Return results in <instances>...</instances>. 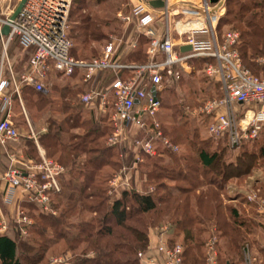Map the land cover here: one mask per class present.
I'll return each mask as SVG.
<instances>
[{"label": "built area", "instance_id": "obj_1", "mask_svg": "<svg viewBox=\"0 0 264 264\" xmlns=\"http://www.w3.org/2000/svg\"><path fill=\"white\" fill-rule=\"evenodd\" d=\"M151 1H162L164 7L155 9L150 6ZM174 1L131 0L130 12L119 15L127 28L149 40L147 62L142 65L123 62L122 46L127 49L138 46L132 35L126 42H110L100 57L76 59L72 55L75 45L70 38L69 23L73 0H27L15 19L12 16L20 2L16 6L0 8V145L5 147L21 138L12 120V109L14 97L22 104L24 88L43 93L48 89L51 75L69 78L80 74L82 82L89 87L80 95V102L97 112L99 117L109 115L113 134L107 145L122 151L132 150L130 172L143 162V155L156 156L159 147L179 153L180 148L164 135L158 120L162 109L158 94L191 59L207 61L205 73L220 85L222 91V97L208 101L201 110V114L210 119V135L218 141L227 139L232 147L257 139L264 131V74L255 75L244 66L239 32L227 31L219 37L217 28L225 5L219 8L218 4L201 0L195 7ZM194 20L203 23L204 28L183 31L179 27L181 23L189 24ZM6 26L9 33L3 35ZM174 33L182 38L179 43L174 40ZM204 33L210 35L209 40L197 38ZM13 43L23 48L29 57L26 69L20 73L14 70L8 55ZM187 46L192 50L183 53L182 47ZM257 63L264 66V55L257 59ZM126 70L131 75L123 78L121 75ZM101 73H111L113 81L104 89L93 88V82ZM7 89L11 92L5 93ZM29 137L38 143L33 131ZM126 171L127 168H123L110 182V194L118 188L131 189L132 178ZM64 172L62 164L44 155L39 161H24L11 154L10 166L2 177L5 185L3 201L14 207V221L23 225V236H28L27 228L33 226L34 221L19 207V200H27L44 213L56 215L53 197L62 191L60 179ZM259 203L264 209V200L260 199ZM9 231V219H1L0 235ZM164 231L153 248L156 255L152 254V248L139 253L141 264H184V249L179 245L171 246ZM66 262L68 256L53 258L48 264ZM205 264H221L216 237L206 242ZM246 264H254V259L246 257Z\"/></svg>", "mask_w": 264, "mask_h": 264}, {"label": "trees", "instance_id": "obj_2", "mask_svg": "<svg viewBox=\"0 0 264 264\" xmlns=\"http://www.w3.org/2000/svg\"><path fill=\"white\" fill-rule=\"evenodd\" d=\"M248 1L253 8H262L252 0ZM73 2L75 6L78 1ZM226 5L227 16L231 20L225 18L224 21L230 25L235 24L234 28L241 33L240 53L244 66L255 75L264 74V66L256 63L264 55V15L252 13L253 9L242 0H227ZM79 19L80 25L70 29L73 42L77 41L84 48L89 42L105 39L103 25L97 19L82 15ZM76 31L77 37H72L71 32ZM132 38L138 46L130 56L129 63L145 64V47L149 40L139 34H133ZM80 46L72 50V55L78 60L85 59L75 53L80 50ZM198 60L201 64L206 63L201 59H191L187 63L192 65L198 63ZM130 75V71L126 70L121 76L127 78ZM175 78L177 76L172 79ZM180 78L181 73L176 81ZM66 80L65 84L56 83L51 89L52 94L36 92L26 98L29 113H51L47 122L50 125L49 131L40 137V142L48 157L56 158L65 169L60 179L62 191L53 197V207L57 214L44 213L29 202L36 207V210H30L33 214L26 210V214L34 219L33 226L27 228L34 241L28 242L22 235L23 225L15 223L14 232L10 229L7 234L0 235V264H40L45 261L46 254L53 246L60 248L62 245L65 246L64 252L73 255L83 247L82 254L74 257L73 264H141L139 253H145L150 248L149 227L163 218H167L165 224L170 225L173 237H183L184 264H205V243L199 233L200 226H204L207 221L217 225L221 234L219 240L224 238L228 242L224 253L218 244L220 263L244 264L241 242L246 237L240 238L239 235L243 222H240L236 209L231 211L232 223L223 220L220 193L230 180L251 175L257 162L264 159V131L257 139L243 141L236 147H232L227 139L219 140L216 145L200 140L197 142V129L188 121L180 101L172 97L174 94H171V101H165L164 89L158 94L162 110L169 111L166 116L162 112L158 115L164 135L180 148L185 146L195 152V161L205 173L211 174V178L202 182L194 179V183H189V188L168 187L167 181L188 182L189 178L181 172L182 164L192 159L186 150L182 155H177L165 147H159L156 156L143 155L145 165L139 164L141 169L147 168L140 171L144 182L148 183L145 192L122 190L120 197L112 199L106 194V186L97 185V182L102 179L101 174L106 168L110 169L107 182L119 173L123 160L115 157H118L120 151L133 157L132 150L122 151L118 147L106 145L113 130L109 115L96 117L91 110L79 104L78 95L84 92L86 86L82 82V75L76 74ZM220 93L217 98L222 97L221 89ZM84 128V135L74 133V130ZM249 145L258 148L259 152L248 151L246 147ZM228 150H239L241 154L236 161L225 162L222 158ZM153 184L156 185L155 190L149 192L148 188ZM90 189H93V194L86 195ZM86 216L91 219L86 221ZM49 231L60 239L46 237ZM173 237L169 242L175 245ZM35 238L40 240L36 241ZM231 251H235L233 256ZM91 253L93 257L89 256Z\"/></svg>", "mask_w": 264, "mask_h": 264}, {"label": "rangeland", "instance_id": "obj_3", "mask_svg": "<svg viewBox=\"0 0 264 264\" xmlns=\"http://www.w3.org/2000/svg\"><path fill=\"white\" fill-rule=\"evenodd\" d=\"M77 1L78 2L77 4L75 3V6H74V2L72 3L71 12L69 16L70 29L71 28L74 29L75 27H77V25H80L79 17L80 15H82L85 17H92L93 19H97L99 23H102L103 25L102 30L106 35L105 39L101 40L100 42H89V44L85 46L84 48L83 46L78 45V42L74 40L75 47L80 46L79 47L80 50L75 52L77 56L82 55L85 59L100 57L104 51V48L110 42H115V41L126 42L129 35L136 34V32H134L132 28H127L126 26H124V24L119 18V14L121 13L127 14L130 12L131 0H103V2L101 3L97 2V0H77ZM243 1L246 3L248 7L253 9L252 13L258 16L264 15V10L262 9L264 7V0H252L253 2L256 3V5L262 7L261 9L253 8L250 5V2L248 0H242V2ZM11 2L13 6H16L20 2V0H11ZM226 4H227V0L225 2L224 15L221 18V20H223L222 21L223 23L220 21L218 24V28H217L219 37L223 36L227 31H237L240 33L238 29L234 28L235 24L230 25L229 23L224 21L225 18H227L228 20H231V18L227 16L228 7ZM74 7L76 8L73 9ZM179 27L181 29H193V28H200V25L192 21L189 24H183V25L179 24ZM71 35L72 37L73 36L77 37L78 31L73 32V33L71 32ZM176 39L178 38L176 37ZM201 39L202 38H200L199 40ZM8 55L10 57L11 64L13 65L14 70L17 71V73L23 72L29 61L27 52H25L24 49L21 48L17 43H13L8 49ZM187 67L189 68L186 72L183 70L181 71L182 73H181L180 79L176 81V79L178 78L177 76V78L170 79L169 81L165 83L164 89L166 90L163 91L164 100L171 101L170 100L171 94H174L172 95V97L175 96L180 101V107L182 106L181 108H183L188 121L190 122L192 127L197 129V135L199 138L197 142L199 140L206 141L208 143L210 142L211 143L210 145H213L219 141L214 139L210 135L209 124L211 122L205 115L201 114V110L203 109V107L208 101L213 100L221 95L220 89H219L220 86L218 88L219 84L216 85L217 82L209 78L206 75L205 64L203 63L201 64L199 60H198V63H194ZM50 79H54V81L59 83V85L65 84L67 82L66 80L67 78L61 77L60 75L59 76L53 75L50 77ZM48 89H50L49 86H48ZM169 91H172L173 93ZM22 97L24 98L23 94H22ZM185 100L188 101L189 104L187 102L185 103ZM190 103H192V105H190ZM26 112L28 114V118L30 120L32 129L39 141L40 135H43L45 131H49L50 125H48L47 122L49 120V117H51V113L50 112L43 113L42 111L41 113H37V111H32V114L30 115L27 108H26ZM161 112L165 116L169 113V111L168 110L166 111V109L165 110L161 109ZM55 116L58 117L59 115L57 116L56 114ZM19 120L20 121L22 120V124H23L22 126L24 127V129H26V131L31 129L29 127L30 125L29 122L25 118V115H22ZM85 129L86 128H84L83 130H79V129L75 130L74 133H80L81 135H84ZM112 134H113V130H112ZM108 140L106 141V145L108 144ZM31 143L35 146V143L33 142ZM246 149L248 151H254V153L259 152V149L256 147H253L252 145L247 146ZM185 150L186 152L190 153V157L192 160L187 161V163L183 162L181 172L183 173V175H186L189 178V180L187 183L181 182V181L176 182V183L173 181H167L166 185H168V187L180 186V187L186 188L188 187L189 183L190 184L194 183V179H197L200 182H202L204 179L207 180L211 178V174L209 175V173H205L204 170H202L201 166L195 161L196 159L195 152L190 151L188 148L183 146L180 148V152L177 155H182L183 151ZM118 153H119L118 157H115V159L119 158L120 161L123 160V162H121L122 167L120 171L123 168H127L128 171H126V173H129L130 168L132 167L133 157H131L130 155L126 156V154L128 153H124L121 151ZM240 154H241V151L239 150H235L233 152H230L228 150L225 153V157L222 159L225 162L226 161L233 162L237 160V157H239ZM48 156L49 155H47L46 157ZM48 158L54 159L52 157H48ZM168 162H170L169 159H168ZM142 163L143 165H145L144 158H143ZM142 163H140V165ZM140 165H138V167L135 170H132V172H136V173L139 172L138 175H140V171L147 170V168L145 167L141 169ZM109 172H110L109 168L104 169L103 173L101 174L102 179L99 180V182H97V185H101V186L104 185V187L106 186L107 188L106 194L109 197H112V199H116L117 197H120L122 189L118 188V190L114 192V194L109 193L111 190L110 182L115 177L114 175V177L110 181L107 182L106 177L108 176ZM138 184H139L140 190L142 189V191L139 190V192L144 193L146 187L148 186V183L141 181L140 183L138 182ZM132 187L133 185L131 181L130 190L133 189ZM134 187L136 186L134 185ZM154 187H156L155 184L151 185L148 188L149 191L150 189H152V191L150 192H153L155 190ZM61 190H62V186H61ZM91 194H93V189L88 190V192L86 193V195H91ZM251 198H253V200H251ZM260 199L264 200V159L261 160L260 162H257L251 175L244 176L239 179L230 180V182L225 186L224 190L220 193V200L223 206L222 208V215L224 217L223 220H226L232 223L233 222L231 218L232 209H236L239 212V218H240L239 220H241L240 222H243V225L241 226V229L239 230V235H240V238L244 236L246 237V239H244L243 241L241 240L242 241L241 242L242 244L241 252L244 255L245 260H246V257L248 256H250L252 259L255 258L256 261L254 260V264H264V209H262L259 203ZM34 206L28 202L25 205L26 207L25 209L30 211L31 209L33 210L34 208L36 210V207ZM28 207L30 209H27ZM31 211L30 213H32ZM13 217H15L14 213L11 212L8 214V219L10 222V229H12L14 232L16 225H15ZM84 219L86 221H89L91 218L90 216H86L84 217ZM165 221H167V218H163L162 220L155 222L153 226L149 227V230H148L149 239L151 240V238L153 237V233H154V235L157 236V240H158V238H160L161 234H163V231L165 229L164 236L167 238L168 243L171 246L179 245L183 248V244H182L183 237L182 236H179L177 238L173 237L174 233L171 231L170 225L165 224ZM220 235L221 234L218 231L217 225L212 221L211 222L207 221L206 224H204V226H200L199 237L201 238L202 241L204 240L205 253H206V242L209 239H212L213 237H216L218 239V242H219L218 244H220L221 252L223 253L224 251L226 252L225 249H226V246H228L227 244L228 242L224 240V238H220L219 240ZM31 236L32 235L28 233V236H24V237L26 238L28 242L32 243L34 240H32L33 238L32 239L30 238ZM52 236L55 237L53 238L55 240L60 239L59 236L53 235L52 231L47 232L46 237H52ZM171 237L174 238V242H176L175 245H172L169 242ZM35 239L36 241H38V239L40 240V238H35ZM82 249L83 247H80L75 252V255H73L71 252L69 253L64 252L65 246L63 245L60 246V248L57 246H53L52 249L46 254L45 261H43L40 264H48L51 259L57 258V257L68 256V254H69L68 262H66L65 264H73L74 257L80 256L82 254ZM233 252L235 251H231L232 256H233ZM89 256L93 257L94 254L91 253L89 254ZM222 258L224 259L225 257L223 256Z\"/></svg>", "mask_w": 264, "mask_h": 264}, {"label": "crops", "instance_id": "obj_4", "mask_svg": "<svg viewBox=\"0 0 264 264\" xmlns=\"http://www.w3.org/2000/svg\"><path fill=\"white\" fill-rule=\"evenodd\" d=\"M176 1L181 2L182 5H194L195 7H198L200 5V3H201V0H175L174 2H176ZM8 5L9 6H13L11 0H10V2H6V3L1 2V0H0V8L6 9V7H8ZM161 24L163 25L162 22L159 23V25H161ZM124 26H126V25H124ZM200 27L204 28L203 23H202V26L200 25ZM182 30L185 31L186 29H182ZM173 36H174V40L176 42H178V43L182 39L177 33H174ZM176 37L178 39H176ZM197 38H199V39L202 38L201 40H209L210 39V35L204 33V34L198 35ZM147 46L145 47V53L147 52ZM240 47H241V45H240ZM135 50L136 49H130V48L127 49L125 45L122 46L121 54L123 56V62L124 63L131 64V63H129V58L134 53ZM256 63H257V60H256ZM187 66H189L188 63H186L185 65L181 66L179 68L180 73H182L181 72L182 70L186 72L188 70V68H189ZM26 67H27V65H26ZM26 67H25V69H26ZM53 75H56V74H53ZM53 75H51V76H53ZM261 75H263V74H261ZM113 79H114V76L111 73H101L100 75H98L96 77L95 82H93L92 87L93 88L104 89V88L109 86V84L113 81ZM56 83L57 82H55L54 79H50L49 78L47 86H49L50 89H47L46 92H43V94H46V95L52 94L51 89ZM57 84H59V83H57ZM88 88H89L88 86H84V92H86L88 90ZM10 92H11L10 89L5 90V93H10ZM82 93L83 92H81L78 95V102L81 105H83L80 102V95ZM22 94H23L24 98L22 97ZM22 94H21V97H22V104H23L24 108H22V104L20 103V101L16 97H14V104H13V109H12V112H13V119L12 120L15 123L16 127L19 129V131L21 133V138L17 142L8 143L7 146H5V147L0 145V220L3 219V218L4 219H8V214L11 213V212L14 213V207H9L3 201V192L5 190V185L2 182V177H3L4 173L8 170V168L10 166V156H11V154H15L16 156H18L19 158L23 159L24 161L25 160L26 161H39L42 155L47 156L46 149L42 146V144L40 142V138H39V141L37 139L38 143H36L34 139L29 137L30 133H31V131H33V129H32V126L30 124V120L28 118V114L26 112V108H27V106H26L27 105L26 104V98L28 96H30L31 94H37V93H36V91H34V89L26 88V89H24L22 91ZM23 109L25 110V113H24ZM86 109H88V108H86ZM27 110H28V108H27ZM88 110H90V109H88ZM92 113H94L96 115V117H98L97 112L92 111ZM22 115H25L26 120L30 124L29 127L31 129H29L28 131H26V129H24V127L22 126L23 125L22 124V120L21 121L19 120ZM30 115H31V113H30ZM46 133H48V131H45L43 133V135H45ZM41 136L42 135H40V137ZM31 142L35 143V146ZM32 153H33V155H32ZM138 174H139V172L138 173L132 172V171L130 172V177L132 178L131 181H132V185H133L132 188L134 190H136L137 192H139V190H140L138 182L140 183L141 181H144L143 178L141 177V175H138ZM136 181H137V183H136ZM134 185L136 187H134ZM140 191H142V189ZM28 202L29 201H27V200L20 199L18 205H19V207L21 209H23L25 211L26 210L25 209V205ZM156 244H157V236L154 235V233H153V237L150 240V247L152 248V254L153 255L157 254L155 249H153V248H155ZM68 257H69V254H68ZM254 260L256 261L255 258H254ZM244 262H246L245 259H244Z\"/></svg>", "mask_w": 264, "mask_h": 264}, {"label": "water", "instance_id": "obj_5", "mask_svg": "<svg viewBox=\"0 0 264 264\" xmlns=\"http://www.w3.org/2000/svg\"><path fill=\"white\" fill-rule=\"evenodd\" d=\"M27 0H21L16 12L14 13V15L12 16V19H15L17 17V15L21 12L22 8L24 7L25 3ZM211 4L213 5H217L219 6V8L224 7L226 0H210ZM150 6L157 9V8H163L164 7V3L162 1H151L150 2ZM190 7V6H189ZM9 33V28L6 26L3 29V35H8ZM192 50L191 46H187V47H182L181 51L183 53L185 52H190Z\"/></svg>", "mask_w": 264, "mask_h": 264}, {"label": "bare ground", "instance_id": "obj_6", "mask_svg": "<svg viewBox=\"0 0 264 264\" xmlns=\"http://www.w3.org/2000/svg\"><path fill=\"white\" fill-rule=\"evenodd\" d=\"M193 22L202 26V23H200L199 21L194 20ZM181 24L183 25V23H181Z\"/></svg>", "mask_w": 264, "mask_h": 264}]
</instances>
